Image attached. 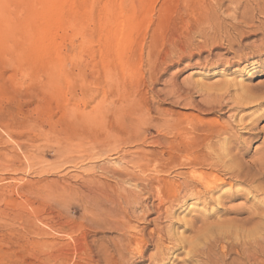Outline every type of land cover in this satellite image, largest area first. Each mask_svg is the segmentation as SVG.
I'll list each match as a JSON object with an SVG mask.
<instances>
[{"label": "rangeland", "instance_id": "1", "mask_svg": "<svg viewBox=\"0 0 264 264\" xmlns=\"http://www.w3.org/2000/svg\"><path fill=\"white\" fill-rule=\"evenodd\" d=\"M230 1L0 0V264H97L95 249L117 234L96 226L95 206L66 185L81 192L88 177L92 187L111 188L115 170L139 175L131 157L160 151V132L197 114L199 89L227 80L263 85V53L237 59L225 50ZM252 18L254 26L264 21ZM252 30L242 42L259 38ZM216 54L229 63L216 62ZM228 116L201 117L222 123ZM253 131L259 138L245 144L244 161L260 147L264 119ZM145 191L137 213L146 214L130 225L146 237L158 223L182 233L210 209L191 200L174 207L171 221L157 223L158 200ZM258 200L226 203L209 222L231 219V207ZM153 252L149 246L136 264H149ZM172 260L164 264H177Z\"/></svg>", "mask_w": 264, "mask_h": 264}, {"label": "bare ground", "instance_id": "2", "mask_svg": "<svg viewBox=\"0 0 264 264\" xmlns=\"http://www.w3.org/2000/svg\"><path fill=\"white\" fill-rule=\"evenodd\" d=\"M230 2L234 18L222 27L226 30L225 50H232L233 58L237 59L264 54V21L257 26L252 22L256 14L264 18V0H250L245 6L241 5L240 0ZM251 29H254L252 33H259V38L242 42ZM214 59L218 63H229V59L226 60L227 57L224 58L222 54H216ZM231 81L213 82L204 89L201 88L202 84L194 86L201 88L199 102L191 103L197 114L192 115L186 123L177 126L172 123L175 126L172 130L176 133L166 130L171 129V124L163 128L166 133L161 131L156 142L163 148L157 153L152 156L149 152L140 153L131 157L129 165L139 175H135L133 169L131 173L121 171L124 169L115 170L112 175L116 181L111 188L98 184L92 187L93 179L88 177L81 180L82 186L79 185L85 191L81 189L79 192L74 188L75 185H66L68 192H75L87 204L95 206L96 226L117 234L111 244L97 246L91 257L97 264H136L137 260L144 257L149 246H153L154 250L149 254V264H164L171 257L173 260L178 259L177 264H264V198L257 199L259 196L264 197V136L255 157L250 162L244 161L247 150L245 144L259 138V134L249 132L264 119V83L247 87ZM222 112L229 113L227 120L222 123L210 122L201 117L215 113L221 115ZM165 145L170 146L166 149ZM145 173L151 176L142 177ZM169 175L173 177L172 180L166 178ZM131 182L136 183L133 188L129 187ZM137 184L142 185L143 189L138 190ZM144 190L147 192L146 197L150 194L158 200L154 208L158 214L157 223L159 219L171 221L174 207L191 200L195 201V206L200 204L210 209L207 214L202 211L204 213L195 218L198 220L188 225L191 228H182L185 233L190 230L192 236L189 238L182 235L184 232L176 233L173 230L175 225L169 224L163 228L161 223L156 224L146 237L141 232L143 230L135 231L137 228L130 225L132 219L143 220L146 214V211L143 216L137 213L145 209ZM249 199L258 201L249 207L240 204L231 207L229 210L234 214L231 219L219 221L214 217L209 222L218 207L226 206V203L230 207V203ZM240 215H244V218H237Z\"/></svg>", "mask_w": 264, "mask_h": 264}]
</instances>
